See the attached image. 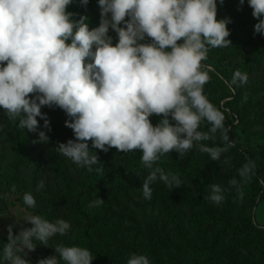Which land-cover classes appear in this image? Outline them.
I'll return each mask as SVG.
<instances>
[{
    "label": "clouds",
    "instance_id": "1",
    "mask_svg": "<svg viewBox=\"0 0 264 264\" xmlns=\"http://www.w3.org/2000/svg\"><path fill=\"white\" fill-rule=\"evenodd\" d=\"M224 0H220L223 3ZM240 5L244 0H239ZM73 0H0V108L19 127L38 133L34 143H48L50 120L43 107L59 108L68 117L65 126L74 139L58 143L56 151L89 173L104 175L98 155L111 148L128 153L141 150V165L149 170L142 183V196L150 200L152 185L160 180L170 189L182 186L178 173L158 166L172 151L183 159L193 148L220 161L234 146L224 115L204 94L209 75L201 70L211 48L228 47L230 18L217 20V0H98L99 25L89 28L88 17L66 9ZM89 0H79L87 7ZM258 20L254 34L264 35V0H248ZM127 17V19H126ZM110 29L116 33L113 44ZM70 41V43H68ZM179 42V43H178ZM248 82L236 70L231 85ZM246 99V97H245ZM161 117L155 125L150 117ZM174 122V123H173ZM207 131L201 130L204 123ZM217 133L223 146H208ZM223 163H230L225 159ZM256 163L248 160L239 169V180L228 181L239 199L243 186L255 174ZM44 187L41 181L37 190ZM204 199L219 205L229 189L208 185ZM28 208L36 207L31 192L23 194ZM96 198L88 208L103 205ZM31 227L13 233L7 226V243L0 251V264H31L26 259L37 242L48 246L50 238L66 235L71 228L64 219L49 221L41 215L24 217ZM56 255L37 264H92L90 250L80 246L54 247ZM127 264H150L143 254H131Z\"/></svg>",
    "mask_w": 264,
    "mask_h": 264
},
{
    "label": "trees",
    "instance_id": "2",
    "mask_svg": "<svg viewBox=\"0 0 264 264\" xmlns=\"http://www.w3.org/2000/svg\"><path fill=\"white\" fill-rule=\"evenodd\" d=\"M90 3V12L88 14L82 12L79 0H73V3L66 10L76 14L73 17L74 19H79L81 15L87 16V23L91 26L96 23L99 5L98 0H91ZM221 6L222 3L217 0V11L221 9ZM242 6L239 0H234L229 7L227 5L223 14L241 9L243 8ZM252 11L247 20L250 30H254L256 19L253 17ZM110 31L112 30L110 29ZM113 41V44L117 42L116 37L113 38ZM216 49L211 48L210 51L216 53ZM261 52V49L256 52L259 57L251 62V68L257 69L259 67L260 60H262ZM238 55L239 52L229 50L228 53L223 55V58L226 56L236 58ZM205 63L206 66L215 70V73H211L213 84L222 89L223 92L221 97L217 99L212 90H205V84L204 94L224 115L226 119L224 121L225 127L232 128L234 124L228 120V113L242 119L245 113L254 110L256 99H264V77L259 85L252 83L249 89L246 88L241 91L238 85L229 87L231 78L221 69L220 65L209 60L205 61ZM228 87L233 90L232 93L228 91ZM223 100L228 101L223 104L222 110L219 104ZM59 114L61 120L68 118L61 110ZM160 119L161 117H155V124ZM217 134L219 135V133ZM7 135L11 143L10 153L12 155L10 173L13 174L14 180L28 166L33 154L32 144L34 141L29 137L26 128L22 129L19 127V120L14 121L12 126L8 128ZM60 136L65 137L62 143H66L69 139H74L72 130L70 133L66 134L64 132ZM228 136L231 141H234L231 129L228 131ZM89 148L93 151L90 144ZM136 152L137 150L123 153V156L129 163L137 166V164H141V155L139 156ZM230 153L238 167L251 160L245 153L240 151L238 146L231 147ZM119 155L120 152L117 149L111 148L105 153L104 166L113 184L121 188L124 170L119 164ZM255 163V174L250 182L243 186V199L241 200L237 197L234 189L226 188L229 190L225 192V200L222 202L224 206L222 214H220L219 209L212 207L210 205L211 202L204 199L210 192L208 185L214 184L217 179L214 173H212L213 177L207 176L198 167L190 164L185 165L180 170L179 168H172L170 163L161 160L158 166L163 167L165 172L178 173L183 183L182 186L174 187L168 191L163 190L160 185L158 190H153V199L158 203L159 208H162L167 218L165 228L170 227L169 233L172 239L168 236L167 245L161 244L155 247L151 242L141 245L138 242L140 233L137 224L127 213H123V216L106 218L104 217L106 214L105 204L103 208H88L87 205L96 191L97 182L101 176L97 175L95 171L89 173L84 168L81 171L82 181L77 187H71L67 172L58 158L55 159V173L61 183L66 186L61 190L62 205L57 207L53 214L44 207L40 215L49 221H55V217L59 215L61 208L64 209L67 216L75 221L78 229L75 241L71 244L88 248L95 257L92 264H127L129 256L140 250L149 260L157 258L164 264H264V240H262L264 233L258 231L251 221L253 209L256 205L255 198L257 196L261 197V183H264V166L256 161ZM93 167L102 166L98 164ZM194 182L198 185L195 186L196 188H201L204 191L203 194H195L196 191L188 194L187 185ZM122 190L120 189L119 191ZM167 199L170 202L169 204L166 202ZM228 211L235 212L233 217L230 218L228 216ZM124 224L131 228V233L126 237L122 235L125 232ZM211 225L216 226V229L211 234H207L204 228L207 229ZM5 243H7V237H3L0 233V251H2ZM120 246L126 249V255L128 256L126 260L123 259L125 252H122V250L118 251ZM26 259L31 264H37L29 257H26Z\"/></svg>",
    "mask_w": 264,
    "mask_h": 264
},
{
    "label": "rangeland",
    "instance_id": "3",
    "mask_svg": "<svg viewBox=\"0 0 264 264\" xmlns=\"http://www.w3.org/2000/svg\"><path fill=\"white\" fill-rule=\"evenodd\" d=\"M90 2L91 0H89L86 8L81 7L84 14L90 12ZM233 2L234 0H225L222 3L221 9L217 11V20L224 18L231 19V23L227 25L230 30V36L227 37V39L231 40V45L228 47L217 48L216 53L209 51L207 59L201 62V70L207 71L209 75V81L206 83L205 90H212L217 99L221 97L223 91L213 84L211 73H215V70L212 67L206 66L205 61L207 60L220 65L221 69L224 70L231 79L236 70L247 73L248 82L242 86L236 84L241 91L242 89H249L252 83L259 85L264 77V35L258 33L254 34V30H250L249 28L247 20L252 8L249 6L248 0L244 1L243 8L237 9L233 12L231 11L228 14H223L227 5L229 7ZM96 18V23L91 26L89 25L90 29L99 25L100 7L98 8ZM257 22L258 20L255 19V24ZM109 35L113 38L116 37V33L112 31H109ZM260 49L262 50L260 54L262 57V60H260L261 63L257 69H253L251 68V62L258 59L259 56H257L258 54L256 52ZM229 50L239 52V55L236 58L228 56L223 58V55L228 53ZM229 87L228 91L232 93L233 90ZM226 101L228 100H223L219 104V107L222 110L223 104ZM60 110L61 109L59 108H42V112L46 113L50 120L51 131L49 132L43 128V120L39 117H37V119L40 124V130L45 131L49 136V142L32 144L33 154L28 166L13 180V174L10 173V165L12 162V155L10 153L11 143L7 131L14 121L9 120L4 110L0 108V233L3 237L8 236L7 226L10 224L13 225L14 234H18L21 227H31L32 225L30 223L23 220L26 215H40L44 210V207L50 210L53 214L57 207L62 205L61 190L66 186L61 183V180L55 173V159L58 158L62 163V166L65 168L71 187H77L80 181H82L81 171L84 168L78 167L76 164L72 163L71 160L59 154L55 149L58 143H62L65 139V137L60 135L64 132L68 134L71 131L70 128L65 126V120L60 119ZM228 115V120L234 124L232 128H228L229 130L231 129L234 136L233 147L238 146L240 151L245 153L249 159L264 166V99H256L254 110L245 113L242 119H239L230 113H228ZM155 117L159 116L153 114L150 117L153 125H155ZM208 127L209 125L205 122L201 125V130L207 131ZM27 132L33 141L38 139V133L30 132L28 130ZM203 143L208 146H214V143L215 145L223 146L218 134L215 142L204 141ZM89 144L91 145V141H89ZM92 150L98 155L99 162L101 163L100 166L104 168V175L101 176L100 180L97 182L96 191L91 196L90 202L98 197L103 199V205L98 208H103L106 205L104 207L106 208V214L104 215L106 218L119 215L123 216V213H127L131 216L137 224L140 233L138 242L141 245L149 242H151L152 245H155V247H158L161 244L167 245L168 236H170L171 239L172 236L169 233L170 227L165 228L167 218L164 211L162 208H159L158 203L153 199V191L150 200L144 199L142 196L141 186L144 179L149 174V170L145 169L140 163L137 164V166L136 164L129 163V161L124 158L123 153L120 152L119 164L123 167L124 176L121 188H119L113 184L109 173L104 166L105 152L94 148H92ZM136 154H139L140 156L142 155V151L137 150ZM225 159H229L230 163H223ZM161 160L170 163L172 168L175 167L180 170H182L185 165L190 164L194 167H198L207 176L213 177L212 173H214L217 176L214 184H219L224 188H229L228 181L231 178L235 177L238 180L240 179L237 174V169L240 167H238V164L232 157L230 149L228 152L222 154L220 161L210 160L207 153H202L196 148L190 150L183 159H179V154L172 151L169 155L162 157ZM41 181H43L44 187L37 190V186ZM159 185L165 191L170 190V188L165 186L160 180L155 181L150 187L152 190H158ZM195 186H198L195 182L187 185L188 194L195 191V194L204 193L201 188L198 189V187L196 188ZM120 189L123 190L119 191ZM25 192H31L34 196L36 200L35 208H28L24 204L22 197ZM261 192V197L257 196L255 198L256 205L253 209L251 221L258 231L264 233V183H261ZM166 202L167 204L170 203L168 199ZM210 205L219 209L220 214H222L224 204L221 203L216 205L211 202ZM234 214L235 212L228 211V216L230 218L233 217ZM56 219L66 220L70 223L71 228L66 235L61 236L57 234L50 238L48 246L37 242L35 251L30 252L27 256L36 263L41 258L56 255L54 250L56 244L63 243L65 246H73L71 243L75 241L78 234L75 221L71 220L67 216L66 211L62 208L59 215L55 217V220ZM123 228L125 229V232L122 235L126 237L131 233V228L126 224H124ZM215 229L216 226L212 225L207 229L204 228V230L207 231V234H211ZM262 240H264V234ZM125 243L126 241L124 242V247ZM124 247L120 246L118 251L120 252L122 250V252H125L123 254V259L126 260L128 256L126 255V249ZM135 254H142V250L137 251ZM150 264L164 263L157 258H153L150 260Z\"/></svg>",
    "mask_w": 264,
    "mask_h": 264
}]
</instances>
